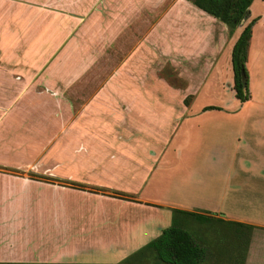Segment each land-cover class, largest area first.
Returning a JSON list of instances; mask_svg holds the SVG:
<instances>
[{"label": "crops", "instance_id": "crops-1", "mask_svg": "<svg viewBox=\"0 0 264 264\" xmlns=\"http://www.w3.org/2000/svg\"><path fill=\"white\" fill-rule=\"evenodd\" d=\"M164 1L0 0V138L13 139L6 142V146L8 143L16 144L6 147L10 150L8 154L23 147L27 153H47L52 148L54 154L60 151L69 154L68 162L55 163L49 169L54 170L52 173L39 175L28 172L25 179L8 172L0 173L3 175L0 186L9 178L46 184L42 181L52 178L43 175H48L66 180L62 184L59 182L62 186L92 185L124 193L127 198L102 192L78 193L79 190L55 185L65 190L61 192H74L77 198L81 196L90 202L86 216L89 222H94L98 216L119 221L108 224L110 235L121 230L126 232L128 240L146 235L149 240H143L141 247L163 230L160 228L159 234L157 231L154 234L149 232L150 225L146 219L150 213L155 217L163 214L167 219L169 214L172 217L171 208L218 213L226 220L242 224L239 225L241 229H246V225L253 226L244 264H264V247L255 244L257 234L264 232V195L257 199L244 198L247 206L248 203L251 206L249 212L229 213L223 210L222 204L213 208L198 207L201 202L194 193L186 191L187 197L195 199L185 197V178L192 168H186L184 161L172 164L168 156L166 162L160 161L163 152L158 153V148L161 144L170 145L168 137L161 140L157 139L155 131L143 133L141 129H126L124 121L113 129L108 126L97 128L95 123L99 122L104 112L109 111L101 110L103 113L100 114L96 107L108 105L112 100L103 97L105 86H111L108 82L99 89L100 92L85 99L84 108L80 110L76 108L77 98L65 97V91L79 83L98 56L118 41L136 20L144 18L143 21L149 22L147 12H153ZM171 5L172 9L165 10L163 18L153 27L164 25L177 10L181 11L182 17L185 10V56L204 57L203 64L208 65L211 75L204 81L201 91L208 86L218 87V75L222 74L233 85L232 48L243 27L254 20L246 61L251 97L241 105L246 111L254 100L263 105L264 100L257 93L259 81L256 74L257 70L264 69V0H252L245 20L232 33H229L226 24L190 1L174 0ZM152 32L149 30V34L153 35ZM142 40L139 37L137 43ZM207 55L213 60L206 63ZM137 100L141 101V95ZM204 106L207 105H201L198 112H203ZM230 118L247 124L264 122V116L250 113L231 115ZM182 123L181 132L190 141L186 143L188 146L197 140L198 135L195 131L185 132V117ZM256 127L253 124L251 130L238 133L243 139L241 148L245 147L242 151L248 152L246 154L264 149V129ZM178 131L174 130L173 136ZM147 136L151 140H147ZM148 141L149 152L146 150L145 154L143 143ZM9 166L4 164L0 171L11 170ZM230 166L263 173L264 157L256 161L242 156L239 151ZM10 167L19 169L16 165ZM180 174L181 184L176 188L173 180ZM10 194L0 188V264H63L61 261L77 256L79 241L87 245L91 233H100L89 222V227L79 231L77 211L67 213L71 219L76 214L75 225L72 221L61 225L58 218L54 223L48 221L51 225L47 227L45 222H39L44 217L42 213L37 214L39 220H34L36 215L28 208H15L18 204L12 205V202L8 205ZM23 198L28 200L27 196ZM55 216H61V213ZM94 239L98 240L92 238L91 241ZM113 241L118 242L116 239Z\"/></svg>", "mask_w": 264, "mask_h": 264}, {"label": "rangeland", "instance_id": "rangeland-1", "mask_svg": "<svg viewBox=\"0 0 264 264\" xmlns=\"http://www.w3.org/2000/svg\"><path fill=\"white\" fill-rule=\"evenodd\" d=\"M172 2L174 0H165L153 12H147L149 22L143 21L144 18L136 20L135 24L127 28L118 41L95 59L79 83L73 89L65 91V97L77 98L76 108L80 110L84 108L82 106L84 100L100 92L99 89L108 82L111 86L109 88L105 86L103 97L112 100L108 105L96 107L100 114L103 113L101 110L109 111L104 112L99 122L95 123L97 128L108 126L113 129L124 121L126 129H141L143 133L144 131H155L157 139L161 140L168 137L171 141L168 147L165 144L159 145L158 153L163 152L160 161L166 162L168 156L172 164H181V161H184L187 164L186 168H192L191 173L187 177L185 175L186 199H195L187 197L186 191L189 190L201 202L197 205L198 207L213 208L222 204L223 210L229 213L249 212L251 206L249 203L247 206L244 198L257 199L264 195V176H262L264 172L235 169L230 166V163L239 151L242 156L253 158L256 161L264 157V149L250 154L242 151L245 147L241 148L243 139L238 135L243 130H251L253 124L258 129H264V122L257 123L258 125L256 123L247 124L230 118V116L242 113L264 116V104L260 105L254 100L246 111L245 106L242 108L241 103L234 97L232 85L224 74L218 75V87L208 86L201 91L204 81L211 75L208 73V65L203 64L204 57L185 56V10L182 17L180 16L181 11L177 10L173 18L167 19L164 25L153 27L155 22L163 18L165 10L167 11L169 7L172 9L174 6L171 5ZM149 30H153V35L149 34ZM139 37L143 40L138 44ZM211 59L213 60V57L210 58L207 55L206 63ZM256 77L259 81L257 93L264 100V69L257 70ZM140 95L141 101L139 102L137 98ZM191 103L192 106L188 112V106ZM204 104L217 105L221 109L198 112V108ZM183 117H185V132L195 131L198 135L197 140L188 145L189 147L187 144L190 141H187L181 132ZM174 130L179 131L173 136ZM12 140L0 138V167L4 164L16 165L19 169L9 166L11 170L0 171V173L8 172L16 175L15 177L25 179L28 177V172H35L39 175L44 172L52 173L54 170L49 169L55 163L69 161L68 153L60 151L54 154L52 148L47 153L37 154L36 152L27 153L23 147V149H16L8 154L10 150L6 147L16 144L8 143L6 146L5 143ZM147 140L151 138L147 136ZM143 146V152L145 153L146 150L149 152L150 142L143 143ZM30 166L32 169H26ZM43 176L52 179L43 180L42 182L46 183L43 184L21 178L18 180L9 178L7 182H1L4 185L0 188L12 194L7 200L8 205L12 202V205L18 204L14 206L15 208H28L35 213L34 220H39L37 214L42 213L44 217L39 222L41 224L45 222L47 227L51 225L48 221L54 223V220L58 221V218L61 225L69 221L75 225L76 214H73L71 219V215L67 213L77 211L79 231H83L90 224L92 228L96 227L100 231V233L95 232V235L90 234L87 245L79 241L77 256L66 262L61 261L63 264H165L160 262L154 251L150 249L138 251L142 246L141 242L149 240L146 239V235H137L131 240H128L126 232L123 233L122 230L119 231L120 233L110 235L108 224H117L119 221L98 216L94 222H89L86 216L90 210V202L81 196L77 198L74 192H61L65 190L56 186H62L59 184L66 180L48 175ZM181 176L182 174L173 180L176 188L181 184ZM0 177L3 175L1 174ZM71 186L63 185L62 187L79 190L78 193H82L80 191L102 192L119 198H127L126 194L108 188L78 184ZM173 193L174 191H172L171 198ZM25 196L28 200L23 198ZM193 211L214 217L210 222L203 223L189 215L174 214L176 221L186 228L196 242L205 249V257L201 264H244L248 240L250 241L247 229L239 228L230 220L219 216L218 213L201 209ZM58 212L61 216H55ZM29 213L32 214V212ZM90 215L89 212L88 216ZM167 217L168 219L163 214L155 217L153 213H150L146 219L150 225L149 232L154 234L157 231L159 234L162 229L170 226L173 216L169 214ZM132 237L134 236L130 238ZM92 238H98V240L94 239L92 242ZM115 239L118 242L113 241ZM255 244L264 247V232L257 234Z\"/></svg>", "mask_w": 264, "mask_h": 264}, {"label": "trees", "instance_id": "trees-1", "mask_svg": "<svg viewBox=\"0 0 264 264\" xmlns=\"http://www.w3.org/2000/svg\"><path fill=\"white\" fill-rule=\"evenodd\" d=\"M190 2L207 14L226 24L229 28V33H232V31L245 20L252 0H190ZM253 23L254 20H251L243 27L231 52L233 72L232 89L234 90V97L240 103L248 101L251 97L246 61ZM213 109L220 110L221 107L215 105L203 107V111ZM175 213L189 215L195 220L203 223L210 222L214 218L208 214L174 208L172 209L173 217L170 226L164 228L156 238L150 240L143 247L138 249V251L150 249L154 251L156 258L165 264H201L205 257V249L196 242L192 234L186 228L176 221L174 218ZM233 223L238 227L242 225L236 222ZM245 227L249 233L248 237L250 238L253 226L246 225Z\"/></svg>", "mask_w": 264, "mask_h": 264}]
</instances>
